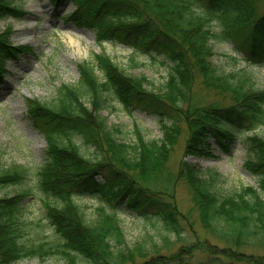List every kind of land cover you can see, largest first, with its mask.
<instances>
[{
    "label": "trees",
    "instance_id": "16d2710c",
    "mask_svg": "<svg viewBox=\"0 0 264 264\" xmlns=\"http://www.w3.org/2000/svg\"><path fill=\"white\" fill-rule=\"evenodd\" d=\"M49 1L57 6L69 0ZM70 1L76 4L70 18L94 29L99 42L117 41L133 53L162 57L170 63L169 73L164 87L153 92L146 88L144 77L126 74L108 55L99 54L95 67L87 62L78 65L79 82L75 87L62 86L53 103L28 101L30 121L47 145L34 187L42 197L48 227L44 234L39 220L24 216L23 201L30 190L0 196V264L51 256H59L64 264H191L194 250L209 256L205 264H264V257L239 252L248 245H264V134L244 139V166L256 186L223 194L216 187L219 175L215 172L207 171L203 177L201 170L189 164L179 167L178 177L191 192L201 226L213 239L208 245L195 241L168 255L143 253L136 257L141 260L137 263L128 252L117 217L125 209L140 218H154L161 231L186 241L171 191L156 185L167 158L165 144L174 138L171 125H178L173 123L176 117L188 126L185 153L199 157L211 155L210 140L228 152L235 133L257 127L264 132V88H257L245 70L219 72L211 62L210 44L216 39L231 42L243 61L262 64L264 0ZM19 12L12 0H0V19L15 18ZM214 23L218 31L213 30ZM19 52L0 35V72L4 62ZM113 73L125 81L119 82ZM197 85L214 91L228 104L183 111L180 104H188L190 91ZM108 90L126 109L154 116L166 132V141H120L118 130H109L99 116L105 103L102 94ZM74 138L92 150L88 157L79 153ZM29 177L26 168L11 165L0 171V188L15 187ZM86 196L101 202L91 220L76 203ZM229 228L231 235L226 231ZM213 241L224 246L217 252Z\"/></svg>",
    "mask_w": 264,
    "mask_h": 264
},
{
    "label": "rangeland",
    "instance_id": "374dc122",
    "mask_svg": "<svg viewBox=\"0 0 264 264\" xmlns=\"http://www.w3.org/2000/svg\"><path fill=\"white\" fill-rule=\"evenodd\" d=\"M12 3L20 12L15 18L0 19V35H4L11 45L20 48L21 52L15 59L6 60L0 72V171L11 165H18L26 168L30 177L15 187L0 188V196H11L22 190H30L31 194L23 201L24 216L29 220H39L44 226L45 234V228L47 230L48 226L44 218L43 200L34 187V180L44 161L47 145L44 136L30 121L28 101H38L46 105L53 103L62 86L75 87L79 82L78 65L87 62L95 67V57L99 54L108 55L113 63L125 70L126 74L144 77L148 82L146 88L153 92H158L164 87L170 63L162 57L153 58L133 53L131 48L117 41L99 42L94 29L86 25L79 26L70 18L76 10V4L71 1L57 6L49 0H12ZM212 26L214 31L219 30L218 23ZM68 35L76 42L72 43ZM210 44L213 48L211 62L219 72L245 70L252 75L257 88H264V62L259 65L246 63L231 42L216 39L210 41ZM96 73L101 80L102 74L98 70ZM113 74L119 82L125 81ZM190 94L188 104H180L183 111L193 109L197 111V108L228 104L227 99L198 85ZM102 96L105 103L99 116L105 119L109 130H118L117 138L120 141L128 144L137 143L139 139L148 142L166 141L164 140L166 132L159 128L154 116L140 109H126L112 90H108ZM83 100L88 101L86 95L83 96ZM180 119L181 117H176L173 121L178 122V125L170 124L173 127L170 133L174 138L170 139V144L165 142L167 158L164 167L157 174L156 185L166 186L165 188L171 191L173 198L170 200L174 202L180 214L182 235L186 241L181 236L161 231L158 220L154 218H140L133 212L121 209L117 212V217L125 235L126 246L130 248L128 252L135 256L131 258L137 263L141 260L136 257L143 253L151 255L157 252L168 255L176 252L183 244L199 241L197 244L202 245L213 240L201 226L199 213L193 205L187 184L178 177V169L183 163L201 170L203 177L207 171L218 174L216 187L223 194H232L245 187L255 186V179L244 166L246 160L244 139L254 134L263 135L260 127L252 131L235 133L228 152L218 148L214 141L210 140L211 155L199 157L185 153L184 146L189 131L187 124ZM74 140L79 146V153L88 157L92 150L81 146L82 142L78 138ZM76 203L83 208L86 219L91 220L94 209L101 202L97 197H80L76 199ZM105 208L110 210L107 204ZM231 230V228L226 230L228 235H231L233 231ZM211 243L217 252L219 247L224 246V243L219 241ZM239 252L255 258L264 257V245H248ZM208 257L206 253L194 250L191 264L208 263ZM13 264H64V262L59 256H51L25 258Z\"/></svg>",
    "mask_w": 264,
    "mask_h": 264
},
{
    "label": "bare ground",
    "instance_id": "6f19581e",
    "mask_svg": "<svg viewBox=\"0 0 264 264\" xmlns=\"http://www.w3.org/2000/svg\"><path fill=\"white\" fill-rule=\"evenodd\" d=\"M68 37H69V39H70V41H71L72 43L76 42V41H74V40L71 38V36L68 35ZM255 186H256V185H255Z\"/></svg>",
    "mask_w": 264,
    "mask_h": 264
}]
</instances>
